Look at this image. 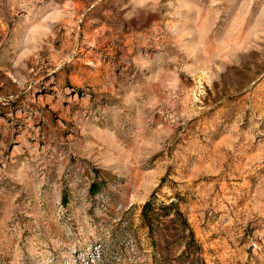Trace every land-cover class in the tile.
Returning a JSON list of instances; mask_svg holds the SVG:
<instances>
[{
  "label": "rangeland",
  "instance_id": "rangeland-1",
  "mask_svg": "<svg viewBox=\"0 0 264 264\" xmlns=\"http://www.w3.org/2000/svg\"><path fill=\"white\" fill-rule=\"evenodd\" d=\"M0 264H264V0H0Z\"/></svg>",
  "mask_w": 264,
  "mask_h": 264
}]
</instances>
